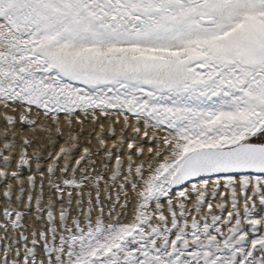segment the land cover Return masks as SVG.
Masks as SVG:
<instances>
[{
	"label": "snow or ice",
	"instance_id": "1",
	"mask_svg": "<svg viewBox=\"0 0 264 264\" xmlns=\"http://www.w3.org/2000/svg\"><path fill=\"white\" fill-rule=\"evenodd\" d=\"M258 206L264 0H0V264H264Z\"/></svg>",
	"mask_w": 264,
	"mask_h": 264
},
{
	"label": "bare ground",
	"instance_id": "2",
	"mask_svg": "<svg viewBox=\"0 0 264 264\" xmlns=\"http://www.w3.org/2000/svg\"><path fill=\"white\" fill-rule=\"evenodd\" d=\"M81 119H83L82 116H81ZM88 119L90 120L91 118L89 117ZM110 119H112V118H110ZM101 122H102V123L104 122L103 119H101ZM122 123H123V120H122V118H121V124H122ZM141 127H143V124H141ZM87 128H88V123L86 122V123H85V129L87 130ZM116 128H117V131H119L120 124H117V125H116ZM99 130H100L99 128L96 129V131H99ZM257 211H258V212H261V211H264V210L260 209V207L258 206Z\"/></svg>",
	"mask_w": 264,
	"mask_h": 264
},
{
	"label": "rangeland",
	"instance_id": "3",
	"mask_svg": "<svg viewBox=\"0 0 264 264\" xmlns=\"http://www.w3.org/2000/svg\"><path fill=\"white\" fill-rule=\"evenodd\" d=\"M63 116V114H61ZM79 115V114H78Z\"/></svg>",
	"mask_w": 264,
	"mask_h": 264
}]
</instances>
